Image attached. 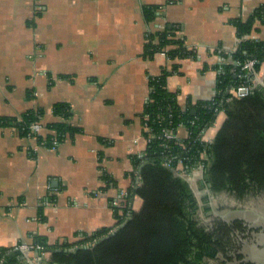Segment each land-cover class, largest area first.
<instances>
[{
    "label": "crops",
    "instance_id": "1",
    "mask_svg": "<svg viewBox=\"0 0 264 264\" xmlns=\"http://www.w3.org/2000/svg\"><path fill=\"white\" fill-rule=\"evenodd\" d=\"M260 5L264 0H0V116L40 110L45 125L56 120L53 104L65 102V121L76 129L51 149L0 126V248L31 245L29 235L54 243L112 225L109 201L132 183L130 156L145 146L139 114L149 79L177 65L166 87L179 106L210 99L224 59L218 51L236 47L231 20ZM148 7L155 9L150 21ZM165 25L193 56L144 54L147 33ZM252 36L263 39L264 26ZM255 81H264V62ZM176 133L187 135L183 127ZM104 171L117 186L102 187Z\"/></svg>",
    "mask_w": 264,
    "mask_h": 264
},
{
    "label": "trees",
    "instance_id": "2",
    "mask_svg": "<svg viewBox=\"0 0 264 264\" xmlns=\"http://www.w3.org/2000/svg\"><path fill=\"white\" fill-rule=\"evenodd\" d=\"M144 15L153 20L155 9L145 8ZM231 24L236 47L231 56L219 49L225 61L215 67V93L210 99L189 103L185 109L179 106L176 94L166 87V78L177 65L149 79L148 97L139 114L145 146L130 156L126 177L132 183L125 188L126 194L109 201L114 223L54 243L43 235H29L33 247L29 258H37L38 264H214L210 261L233 246L231 228L225 223L216 222L211 229L199 223V201L177 171L204 165L198 184L207 190L202 197L205 210L210 209L212 194L242 199L264 192V85L252 83L264 62V38L252 36L264 26V5L245 18L232 19ZM173 29L165 25L147 33L144 54L162 52L170 59L193 56L194 51L175 37ZM248 60L254 61L251 71L243 69ZM239 86H248V92L236 95ZM52 112L56 120L45 124L36 138L46 147L52 139L58 142L76 131L65 121L69 104L54 103ZM41 114L31 110L15 117L0 116V126H14L25 136L31 122H41ZM179 127L187 132L183 139L162 135L163 130ZM206 135L211 136L209 143L203 140ZM100 179L105 190L117 186L105 171ZM233 227L241 229V222L235 221ZM0 264L30 263L21 250L1 247Z\"/></svg>",
    "mask_w": 264,
    "mask_h": 264
},
{
    "label": "rangeland",
    "instance_id": "3",
    "mask_svg": "<svg viewBox=\"0 0 264 264\" xmlns=\"http://www.w3.org/2000/svg\"><path fill=\"white\" fill-rule=\"evenodd\" d=\"M192 188L199 201L198 221L207 229L216 222L225 223L231 228L229 236L233 246L221 252L214 264H264V192L237 199L228 193L210 195L209 210L204 209L203 195L207 190L200 188L198 182ZM209 192V191H208ZM240 221L242 228L233 227ZM34 264L37 262L34 261Z\"/></svg>",
    "mask_w": 264,
    "mask_h": 264
},
{
    "label": "built area",
    "instance_id": "4",
    "mask_svg": "<svg viewBox=\"0 0 264 264\" xmlns=\"http://www.w3.org/2000/svg\"><path fill=\"white\" fill-rule=\"evenodd\" d=\"M227 52H228V56H231L232 50H229ZM223 61H225V58L223 59ZM253 64H254L253 60H248L243 64V69L251 71L253 69ZM252 83L254 86L257 83H260V82L255 81V75H254V79L252 80ZM248 90H249L248 86H239L237 89H235L234 92L236 95H243V94L247 93ZM28 128L29 129H28L26 135L24 136L27 138H37V136L44 131V125L39 121L38 122L37 121L31 122ZM162 135L167 139H172V138L173 139H179L176 131L173 128L163 130ZM203 140H204V142L209 143L211 141V136L210 135L203 136ZM56 144H57V140L52 139V143L49 146V148L56 149ZM40 145H42V144H40ZM139 156H141L140 153H139ZM180 166L182 167V165H180ZM177 171L179 172L180 175H183L186 178V180L190 183V185L192 187V183H197L200 179H202L203 172H204V165L202 163H199L198 165L193 166L188 172H186L183 168L177 169ZM124 194H126V193L123 190L119 193V196H122ZM48 203H49L48 201L44 202L45 205ZM113 203H116V202H113ZM14 249L21 250L24 253V255H27L29 258V252L31 249H33V247L31 245L25 243V242H19L14 247ZM35 250H36V252L40 253L39 250H41V247L39 245H37V246H35ZM31 261H33V260L31 259ZM34 261L37 262L38 261L37 258H35ZM37 264H38V262H37Z\"/></svg>",
    "mask_w": 264,
    "mask_h": 264
},
{
    "label": "water",
    "instance_id": "5",
    "mask_svg": "<svg viewBox=\"0 0 264 264\" xmlns=\"http://www.w3.org/2000/svg\"><path fill=\"white\" fill-rule=\"evenodd\" d=\"M260 83L261 84H263L264 85V83L262 82V81H260ZM193 112H195L194 110H193ZM124 224V222L123 223H121V224H119V225H117L112 231H111V233H113V232H115L120 226H122ZM110 233V234H111ZM104 238V237H103ZM103 238H101V239H103ZM70 250H72V248H70ZM25 257H27L28 258V256L27 255H25ZM27 261L30 263V264H34V262L33 261H31V259L30 258H28L27 259Z\"/></svg>",
    "mask_w": 264,
    "mask_h": 264
}]
</instances>
